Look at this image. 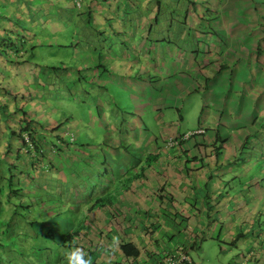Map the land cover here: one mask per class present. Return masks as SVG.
<instances>
[{
  "label": "crops",
  "instance_id": "obj_1",
  "mask_svg": "<svg viewBox=\"0 0 264 264\" xmlns=\"http://www.w3.org/2000/svg\"><path fill=\"white\" fill-rule=\"evenodd\" d=\"M211 1L212 6L210 0H86L80 11L67 6L44 15L43 31L71 38L72 42L58 46L72 53L75 49L77 59L72 58L70 68L40 58L45 71L36 87L45 101L38 97L43 114H35L51 128L34 137L38 151L28 154L24 148L18 175L25 178L27 190L41 181L39 187L51 199L61 200L59 205L68 209L70 229L84 227L87 238L79 236L72 243L84 248L92 264H107L103 250L113 238L120 244L111 264H159L190 246L197 250L205 233L213 239L209 229L223 225L209 224L207 218L214 215L202 201L193 200L203 198L205 191H192L191 180L175 177V164L182 163V151L188 157L192 142L178 150L167 142L181 136L188 140V132L173 130L185 123L188 99L214 96L210 105L205 99L199 112L204 122L197 130H211L237 153L247 146L249 158L264 160V0ZM18 7L29 21L32 15ZM40 45L53 59L52 49L57 46ZM21 53L23 61L37 57L31 47ZM57 67L63 68L53 74ZM116 92L123 95L120 102ZM67 102L85 105L87 118H77ZM171 111L178 115L176 122ZM69 115L75 117L70 126L76 137L89 136L99 143L89 149L73 145L68 152L58 146L65 133L55 129ZM147 166L154 167L152 175L132 177ZM163 191L169 198L178 196V201L170 202ZM234 191L232 198L217 206L219 220H226L228 226L232 220L236 232L248 230L260 203L257 196ZM176 211L183 214L173 216ZM192 222L196 228L186 230L187 237L181 240L180 226L187 223L189 228ZM262 227L259 223L260 231ZM247 242L245 238L234 248ZM72 243L65 238L60 248ZM124 243L138 246L140 256L127 260ZM259 243L258 250L249 252L252 264H264V240ZM188 257L194 264H205L195 262L190 253ZM55 259L64 262L61 251Z\"/></svg>",
  "mask_w": 264,
  "mask_h": 264
},
{
  "label": "trees",
  "instance_id": "obj_2",
  "mask_svg": "<svg viewBox=\"0 0 264 264\" xmlns=\"http://www.w3.org/2000/svg\"><path fill=\"white\" fill-rule=\"evenodd\" d=\"M4 1L5 3L10 2L11 6L0 4V70L6 71L7 67L11 65V75L9 73V77L11 76V106L8 103L9 100H4L5 97L2 94V92H5V95L8 97V93L5 90H0V167L3 162L5 164L7 163V175L9 178L8 188L11 189L10 187L13 183L12 181L16 177L15 171H17L19 167L18 163H20L22 160L21 153L25 149H28V154H33V150L38 151L39 144L36 143L34 137L36 136L37 132L44 134L45 132H48L47 130L51 127L45 126V124L39 120L38 115L35 114L36 111H31L30 108V104L32 102L34 103L35 101L37 104L39 103V105L40 102L39 99L37 101V97L34 99V90L31 89L29 82H36L39 80L40 73L45 71L43 70L45 65L43 63L37 62L36 59H34L35 61H23V54L21 53L27 50L29 46L31 47V51L35 52V48L41 47V45L38 44L34 45L33 47L29 45V42H27L29 36H21L19 32L15 33L11 23V20H13L12 17H16L19 19L17 20V23L22 24V27L27 32H31L32 29L27 24L28 21H25L24 17L19 13L18 6H22L23 8L25 7L28 11L27 13L31 15H34L35 11L31 13L29 12V9H31L30 0ZM85 1L86 0H82L80 6L76 0H69L66 2V4H62V2H52L47 4L46 12L49 9L67 6L70 7V9L73 8L77 11H80L84 8ZM17 2L21 5L16 6L15 3ZM2 11H5L6 15H3ZM43 28H45L44 23H42L40 26V30L43 31ZM31 37L35 38L36 36L32 35ZM14 54L16 57L13 59ZM24 65H29L31 67V74L28 71L30 68H26ZM62 68L63 67L53 68V74L61 72ZM23 73L24 77L18 76V74ZM2 74L3 73L0 72V76ZM2 81L0 82V86L4 85L3 83L6 82L4 77ZM13 84L17 86L19 90H12ZM39 105L36 106L39 107ZM74 119L75 117L73 115H69V119L67 121L60 123V125L56 127L55 130L60 131L65 128V134L62 135V140L58 146L62 147L64 151L68 152L71 150L73 145L89 149L92 144L99 143L95 139L90 140L89 136L84 135L81 137H76L77 135L70 126V124H73ZM182 137L183 136L179 137L177 140H170V142L174 143L173 146H170H175L176 150L183 148V146H185L188 142H192L190 143L191 147L188 151V157L187 152L184 153L182 151L181 157H179V160H182V163H178L177 165L175 164V171H177L175 173V177H184L191 180L192 183L190 185L192 191L193 189L205 191L203 198L200 199L197 197L196 199L193 198V200L196 202L202 201V203L207 206L208 213L210 215H214L213 218L210 216L207 218L209 224L215 225L216 223H221L218 217V211L221 209V207L217 206L221 204L224 205L227 199L232 198L231 194L234 196L235 189L241 190V192L249 191L252 193V195L257 196L260 203L259 212H263L264 160L255 161L254 159L249 158V150L247 149V146L242 148L240 153H237V150L232 151V149L227 146V142L219 141L221 137L218 135L213 136L211 130H206L201 134H194L190 136L191 138L188 137V140L186 141L184 138L182 139ZM83 138H86L85 143L81 142V139ZM196 139H199V141L196 142ZM168 144L169 142H167V145ZM175 149H172V151ZM153 170L154 167L147 166L142 170L141 174L134 175L132 177H149V175L153 174ZM156 170L158 172L162 171L159 170V168ZM10 192L11 194L15 193V191ZM163 192L165 193L163 194V197L168 199L170 202L178 201V196L176 197V195L172 194V196L174 195L172 199L168 197L167 191ZM191 207L195 208L196 210L194 204ZM181 214L183 213L176 211L172 215L179 216ZM256 215H258V213H256ZM167 217H170V215H167ZM263 228L264 226L261 228L262 234H264ZM244 229L245 227L240 229L239 235L237 238L233 239L232 245L242 241L250 235L248 232H244ZM79 236H81L83 239L87 238L85 233H82L80 230H78L69 233L66 237V240L67 242L72 243V239ZM194 247L195 246H190L179 253H184L188 256L190 251L195 250ZM122 252L127 260H135L141 254L140 248L132 243H124L122 246ZM249 258L251 257H248V260ZM191 262L194 264L193 261ZM184 264L191 263L185 262ZM244 264H246V261Z\"/></svg>",
  "mask_w": 264,
  "mask_h": 264
},
{
  "label": "rangeland",
  "instance_id": "obj_3",
  "mask_svg": "<svg viewBox=\"0 0 264 264\" xmlns=\"http://www.w3.org/2000/svg\"><path fill=\"white\" fill-rule=\"evenodd\" d=\"M68 1L69 0H30L31 9H29V12L31 13L35 11V14L31 16V19L27 23L32 29L31 32H27L22 27V24L17 23V20L19 19L12 17L13 20L10 22L13 25L14 32H19L21 36H29L27 42H29V45L32 47L38 44H45V46H57L52 49L53 59L51 57V52L49 54L48 50L42 49L44 47L35 48L37 56L36 61L39 62L41 61L40 58H42L45 62L52 61L53 66L58 64L60 65V63L64 62L71 68L72 58L74 59L73 62L77 59V51H75V49L74 53H72L71 49L64 51L65 48L63 46H58V44L61 43L72 42L73 40H71V38H66L60 35L59 32H43L40 30L42 23L46 22L44 15L46 14L47 4L52 2H62V4H66ZM212 2L213 1L211 0L209 2L211 6ZM0 4L11 6L10 2L5 3L4 0H0ZM65 9H68V7ZM197 10L202 12L204 9L197 6ZM2 13L3 15H6L5 11H2ZM177 13L182 14L183 12L178 11ZM27 20L28 19H25V21ZM46 34L48 35L46 36ZM32 35H35L36 37L33 38L31 37ZM67 35H69V33H67ZM105 41L107 42V46H109L110 42L108 40ZM28 48H30V46ZM55 49L57 50L56 53H54ZM55 55L57 56L55 57ZM15 57L16 55L14 54L13 59ZM59 58L61 59L60 62L58 61ZM25 67L30 68L28 71L31 74V67L29 65H26ZM0 72L3 73L0 76V82L3 80V77L6 81L3 83L4 85L0 86V90H5L8 93L9 96L7 97L5 95L6 93L2 92L5 97L4 100H9L8 103L11 106V76L9 77V73L11 75V65L7 67L6 71L0 70ZM24 73L18 74V76L24 77ZM29 85L35 91L33 92L34 99L37 97L38 101L39 97L45 101V97L42 93L38 96L36 82L32 81ZM12 90H19V88L13 84ZM122 97V94L116 92L118 102L122 100ZM206 98H209L207 105H210L215 99L214 96L212 97V95H210V93L206 95H196V98L193 97L192 99H188L185 103V123L180 127L175 125L173 130L176 133L188 132L186 134L188 135L189 133L197 131L199 124L204 122L203 119L199 118V112L205 105ZM34 103L39 105V103L37 104L35 101ZM34 103L32 102L30 104L31 111L43 114L44 107L41 106L39 109V107ZM67 103L71 104H68V106L69 108L74 109L77 118H79V116L87 118L86 116H88V112L86 113L85 111V105L75 104L73 102ZM190 105H192V109H188V106ZM44 111L47 113L48 109H44ZM149 115L153 118L155 117L154 113L149 112ZM170 115L174 117V122H176L178 119L176 112L171 111ZM63 120L64 119H61V121ZM158 131H160V128H158ZM62 132L65 133V128ZM159 141L160 146H162L164 142L163 138H160ZM5 170L7 172V166L3 162L0 167L1 177H4ZM15 173L17 175V177H15V183L10 187L12 190H15L14 198L12 194L10 198V191L12 190L8 188V184L5 185L4 180H0V264H64V262L57 263L55 259L59 256L61 251L60 242L65 240L67 235L71 232L78 230L82 232V228L84 227L82 225H78L70 229L68 209L67 207L59 205L61 200L51 199V195L39 187L43 185L41 181H38V185H34L33 187L35 188L32 190H27L29 186L25 182V178L18 175L19 170L15 171ZM101 177L103 176L101 175ZM244 194L249 197L252 196V193L249 191L244 192ZM244 206L245 203H243L241 207V218L243 217V213L245 211ZM226 216L227 215H221L222 218H226ZM253 220L254 221L251 223L252 225H250L248 230L244 229V232H248L250 234L247 237V244H239L237 248H234L235 246L232 245V241L237 238V234L240 231H235V223L232 222V220H229L230 226H228V224L226 225V220H222L221 223L223 225L219 224L220 226L218 228L209 229L213 233V239L210 238V235L205 233L206 237H204L205 239L201 242L200 247L197 250L189 252L192 259L197 263L205 262V264H244L245 261L246 264H252L253 256L248 260L249 252L254 249L258 250L260 239L264 240V234H262V231L258 228L259 223L261 226H264V210L262 213L258 212V215H255ZM260 220L262 222H260ZM29 222L33 223V226H30L31 224H29ZM183 225L184 226H180L181 232L184 229L181 234V240L182 238L184 239L187 237L186 230L192 231V228H196L193 222L189 224V228L187 223H183ZM59 229L66 231L62 232ZM253 241H256L257 245L255 244L256 242Z\"/></svg>",
  "mask_w": 264,
  "mask_h": 264
},
{
  "label": "clouds",
  "instance_id": "obj_4",
  "mask_svg": "<svg viewBox=\"0 0 264 264\" xmlns=\"http://www.w3.org/2000/svg\"><path fill=\"white\" fill-rule=\"evenodd\" d=\"M199 130H204V132H205V129H199ZM168 146H170V145H168ZM16 177H17V175H16ZM0 180H4L5 185L8 184L9 178H8L6 170H5L4 177L0 176ZM11 186H12V184H11ZM12 191H15V190H12ZM10 198H11V192H10ZM119 244H120L119 239L113 238L112 242L109 243L104 248L103 255L105 257H107V264H111L113 257L119 251ZM61 254H62L63 259H64V264H92V260L88 256V254L85 252L84 248L78 246L75 243V241L69 247H66V248L62 247L61 248Z\"/></svg>",
  "mask_w": 264,
  "mask_h": 264
},
{
  "label": "built area",
  "instance_id": "obj_5",
  "mask_svg": "<svg viewBox=\"0 0 264 264\" xmlns=\"http://www.w3.org/2000/svg\"><path fill=\"white\" fill-rule=\"evenodd\" d=\"M76 1L78 5L80 6L82 0H76ZM201 133H204V130H198L193 133H189L188 135H186V137L188 138L194 134H201ZM168 145H173V143L170 142ZM185 262H190L192 264L191 259L186 254L178 253V254L167 256L166 259L159 264H184Z\"/></svg>",
  "mask_w": 264,
  "mask_h": 264
}]
</instances>
